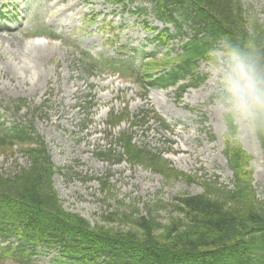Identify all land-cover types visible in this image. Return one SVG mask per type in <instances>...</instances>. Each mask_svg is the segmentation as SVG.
<instances>
[{"label": "rangeland", "instance_id": "1", "mask_svg": "<svg viewBox=\"0 0 264 264\" xmlns=\"http://www.w3.org/2000/svg\"><path fill=\"white\" fill-rule=\"evenodd\" d=\"M59 1L53 6L55 0H0V5L9 4L1 11L4 17H0V49H7L8 58L0 57V115L5 126L30 123L43 138L56 170L53 187L63 209L94 225L101 217L132 210L143 216L145 209L154 210L160 203L157 220L166 224L170 217H176L171 206L176 197L202 193L198 179L215 176L221 184L229 185L231 173L222 156L228 129L213 110L215 82L211 70L215 56L212 62L199 64L198 73L204 80L196 88L184 93L151 89L144 97L130 78L112 73L101 63L95 68L90 62L91 68L81 66L79 51L96 60L127 58L142 65L145 60L134 50L156 58L165 54V48L153 42L161 23L141 12L140 6L124 7L114 0ZM240 2L244 8H253L264 23V0ZM58 9H63L61 15ZM47 32L59 41L33 38ZM38 39L46 43L43 57L30 71L36 82L32 86L29 82L22 84V78L18 79L21 72L10 69L16 67L19 57L9 50L18 46L16 54H20L24 45ZM167 48L172 56L179 54L177 40L170 41ZM16 103L23 105L19 112ZM124 105L131 114L141 110L156 113L166 121L170 132H164L152 120L141 128L123 124L119 129H109V111H121ZM122 130L134 141L163 153L173 168L192 181L165 179L150 169L132 167L125 161L113 165L109 158H100L99 154L107 150L122 155L117 141ZM232 140L251 158L253 188L264 203V154L257 139L236 131ZM26 165L17 150L7 159L0 157L3 175ZM113 223L115 228H125L121 221ZM55 257L56 253L50 251L36 261L53 264Z\"/></svg>", "mask_w": 264, "mask_h": 264}, {"label": "trees", "instance_id": "2", "mask_svg": "<svg viewBox=\"0 0 264 264\" xmlns=\"http://www.w3.org/2000/svg\"><path fill=\"white\" fill-rule=\"evenodd\" d=\"M116 2L124 7L147 2L149 6L140 7L141 12L151 13L163 25L156 37L159 45L173 39L181 42L180 53L174 58H147L141 68L129 61L103 60V67H112L123 76L134 75L142 92L170 86H177L180 92L196 88L204 80L198 73L199 63L212 62V50L224 40L264 54V23L240 0ZM81 57L83 66L90 68L88 62L95 63L82 53ZM16 105L17 110L23 106ZM109 118L113 129L122 122L129 128L142 127L150 116L149 111L131 116L124 110L111 113ZM155 119L168 130L163 120ZM227 129L222 156L231 173L230 185L221 184L214 176L198 179L202 193L176 197L171 202L176 217H170L166 224L157 220L156 212L162 209L159 203L154 210L145 209L143 216L132 210L101 217L99 223L91 225L63 209L53 187L55 167L34 127L28 123L7 128L0 121V157L7 159L17 150L27 161L26 167L12 174L0 173V238H13L18 245L0 247V264H37L35 258L51 250L63 259L58 264H264V203L253 188L248 170L251 158L232 140L236 130ZM117 141L121 156L117 158L108 150L99 157H115L114 164L126 161L165 179L192 181L174 169L162 153L135 143L127 132H121ZM257 141L264 154V141ZM100 185L106 189L103 182ZM120 221L124 229L113 227V222Z\"/></svg>", "mask_w": 264, "mask_h": 264}, {"label": "clouds", "instance_id": "3", "mask_svg": "<svg viewBox=\"0 0 264 264\" xmlns=\"http://www.w3.org/2000/svg\"><path fill=\"white\" fill-rule=\"evenodd\" d=\"M212 51L217 120L241 136L264 141V54L227 40Z\"/></svg>", "mask_w": 264, "mask_h": 264}, {"label": "bare ground", "instance_id": "4", "mask_svg": "<svg viewBox=\"0 0 264 264\" xmlns=\"http://www.w3.org/2000/svg\"><path fill=\"white\" fill-rule=\"evenodd\" d=\"M13 2L16 1L20 2L21 0H12ZM59 0H55V3L53 6L57 3H59ZM63 9H58V14L61 15ZM58 14L56 13V18L58 17ZM44 41L38 40L35 43L26 44L23 46L22 51L20 54H16L18 52V46H15L13 50H9L12 52L13 55L19 57L18 62L15 63V66L13 68H10L11 70H14V72L20 71L18 79H21V83L24 84L25 82H29V84L32 86L36 82V78L34 79V72L30 73V71H34L35 69V63H37L41 57H43L45 52L44 47ZM0 57L4 58V60H7V49L4 50V48L0 49ZM11 59H15L10 57ZM32 74V75H30ZM16 75V74H15Z\"/></svg>", "mask_w": 264, "mask_h": 264}]
</instances>
